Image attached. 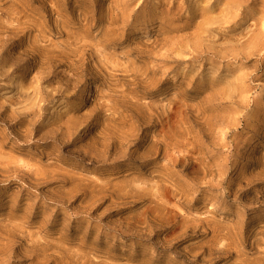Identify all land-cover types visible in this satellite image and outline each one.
I'll use <instances>...</instances> for the list:
<instances>
[{"label": "rangeland", "instance_id": "obj_1", "mask_svg": "<svg viewBox=\"0 0 264 264\" xmlns=\"http://www.w3.org/2000/svg\"><path fill=\"white\" fill-rule=\"evenodd\" d=\"M0 264H264V0H0Z\"/></svg>", "mask_w": 264, "mask_h": 264}]
</instances>
